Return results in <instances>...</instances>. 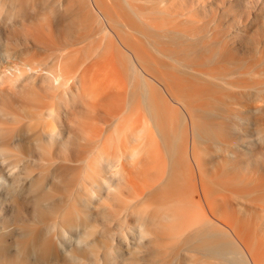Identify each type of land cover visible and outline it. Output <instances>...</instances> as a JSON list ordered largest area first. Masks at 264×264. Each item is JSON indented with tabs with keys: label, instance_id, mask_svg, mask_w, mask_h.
Wrapping results in <instances>:
<instances>
[{
	"label": "bare ground",
	"instance_id": "1",
	"mask_svg": "<svg viewBox=\"0 0 264 264\" xmlns=\"http://www.w3.org/2000/svg\"><path fill=\"white\" fill-rule=\"evenodd\" d=\"M140 1L0 0L6 5L0 33L9 16L15 24L29 17L40 20L43 28L24 31V41L38 39L54 51L49 61L25 58L40 45L15 49L0 40V146L22 155L17 176L32 175L14 194L11 163L0 164V264H69L68 252L96 264L75 243L93 226L89 235L95 226L99 232L90 243L102 249L100 264H149L161 238L169 244L164 250L170 248L177 259L168 264H264V198L257 206L250 197L258 190L236 191L233 186L245 180L225 182L214 161L204 158L210 149L240 150L232 142L219 146L225 130L237 129L227 120L251 121L248 112L238 115L217 97L221 88L237 85L204 68L213 55L205 61L188 58L197 55L199 45L176 38L180 47H170L177 32L170 27L168 0L153 1L147 11ZM56 31L63 41L49 46L58 39L52 37ZM217 55L213 58L228 52ZM253 121L258 142L250 141L246 151L264 154V125L259 118ZM141 127L146 129L145 155L132 164L129 152L138 147L135 133ZM117 162L119 177L111 172ZM113 187L121 194L112 196ZM233 197L249 205L238 206ZM145 205L151 212L140 222L155 238L145 241L138 256L136 215ZM166 214L174 215V222L164 223ZM54 220L57 239L48 235ZM122 226L132 227L127 240L119 236Z\"/></svg>",
	"mask_w": 264,
	"mask_h": 264
},
{
	"label": "rangeland",
	"instance_id": "2",
	"mask_svg": "<svg viewBox=\"0 0 264 264\" xmlns=\"http://www.w3.org/2000/svg\"><path fill=\"white\" fill-rule=\"evenodd\" d=\"M153 1L158 2L159 0H141L140 3L138 2V5L142 10L147 11L155 6ZM168 1L171 10L170 27L177 32L174 34L175 40H172V44L170 45L174 51H177V47H180L178 46L179 43L175 42L177 38V41H180V43L200 46L197 55H191L188 57L189 59L205 61L207 56L217 55L219 51L223 53L224 50H227L228 52L225 58L214 59L213 56L210 57L213 61L203 66L205 69H214L218 74L225 77L227 81L237 85L236 88L232 89L226 87L221 88L217 97L222 103L227 104L232 112L238 115L240 112H248L245 113V115L249 117L251 121L240 122L237 120H227L225 122L227 125H231L232 122L237 125V129H232L230 131L225 130L221 136L222 144H219L220 148L223 149L226 142H232L234 145L239 146L240 150L232 149L231 151H233V154L231 155L228 153L231 151L227 152L221 150L216 153L210 149L204 158L209 160L210 163L214 161L218 173L220 174L218 178L224 179V181L226 178L230 180L233 179V177L245 180L244 183L233 186V189H238L236 191L258 190L250 197L253 201L256 199L254 202L258 204L260 202L258 199L264 198V154L258 152V150H246L250 149V141L258 142L256 132L257 126L253 120L259 118L264 125V0ZM80 17L81 16L75 19L76 23ZM156 17L159 19L160 15ZM29 19L24 24H6L5 28H3V31L0 33V40L7 41L9 48L12 46L15 49L25 44L28 45L27 47H35L36 43V45H40V43L44 44L40 38L41 42L39 44L37 42L38 39L33 41L30 37V41H28V39L26 42L24 41V31H27V29H37V26L39 27L38 30L43 28L42 25L40 26V20L30 19L31 21H29ZM85 20L86 19H83L81 22L84 23ZM87 20L89 19L87 18ZM161 21L162 20L159 19L156 22L161 23ZM85 22L90 26L89 21ZM79 25L83 27V25ZM88 25H86L85 28L88 27ZM82 27L80 28L83 29ZM182 30L191 34L194 38H189L191 36L187 35L189 37H186L179 33V31ZM29 32L32 34L31 32L33 31ZM58 32L60 34L59 30ZM58 32L56 31L52 35L54 39L58 37L56 41L53 42L52 37L46 39L47 44L52 41L49 46L55 44V42L60 43L63 41L59 34L55 37V34ZM34 33L35 32H33V34ZM208 41L216 42L208 43ZM44 46L45 48H43ZM44 46H38L37 49L29 52V54L24 57H35L38 59L47 58L46 60H51L54 51H52L51 46H47V49L46 45ZM50 51L52 53L48 54ZM49 55H52L51 58H48ZM18 57V54L14 55V58H11V62H17ZM259 91V99L255 100L254 95H257ZM255 106H260L261 109L255 112L252 111ZM243 129H246L247 133H245ZM227 179L226 181H229ZM250 181L251 183H249ZM232 199L237 205L246 202V200L242 198L234 199L233 197ZM247 202L245 204L249 205ZM254 202L250 204L254 205ZM263 203L264 202H261L262 205L259 203L257 206L260 205L264 207ZM107 228H109V226H106V229ZM107 242H110L109 239ZM166 243L167 241L164 238L159 240L158 251L156 250V252L159 253L155 254L154 260H150L149 264H155V261H159V264H168L167 261L171 260L177 261L170 248L167 251L164 250L165 246H169V244ZM145 258L152 259L149 256Z\"/></svg>",
	"mask_w": 264,
	"mask_h": 264
},
{
	"label": "clouds",
	"instance_id": "3",
	"mask_svg": "<svg viewBox=\"0 0 264 264\" xmlns=\"http://www.w3.org/2000/svg\"><path fill=\"white\" fill-rule=\"evenodd\" d=\"M5 14H6V5L4 3L0 2V17H3ZM48 15H45V16H48ZM45 16H43V17H45ZM13 18H14L13 16H9L8 24H10V25L12 24ZM71 83L67 84V87L65 89H67ZM16 84H17V82L13 86H16ZM53 135H55V132L53 133ZM135 142L138 144V147H136L134 150L129 152V159H130L132 164L139 161L145 155V151H144V147L146 145V129L145 128L141 127L140 129H138L136 131ZM10 163H11V166H9V169H8L9 175L15 176L13 184L10 187H11L13 193L16 194V193H19L21 191L23 181L31 178L32 175L29 177L27 175V173L30 171H26V172H24L23 176H17L16 174L20 170L21 165L23 164L22 155L15 149L0 146V164L10 165ZM13 166H15L16 170L14 172H10V168ZM111 172H112L113 176L119 177L121 175L120 162L116 163V165L111 169ZM114 172H115V175L113 174ZM0 182H2V181H0ZM111 190H112V196H114V197H116L117 192L120 193V190L116 187L111 188ZM133 203H135V201L129 202L127 204V207L131 206ZM142 207H143L142 213L139 211V209L137 210V213H138L136 215L137 216V223L135 225V229H136L135 235H136L137 247L134 249V252L138 253V256L141 255L144 251V248L142 246L144 245L145 241H152L155 238V232L153 230H151L150 226L145 224V223L140 222V220L142 218H145L149 215V213L151 212V207L146 206V205L142 206ZM240 211H243V209H241ZM123 215H124V212L122 210L121 216L123 217ZM175 218L176 217L174 215L166 214L162 218V220L164 223H172V222H174ZM125 225H127L126 220H125ZM58 227H59V225L54 220L51 224L48 225V235L52 236L54 239H57L55 234L57 232ZM93 227L89 228L85 232V234L83 236H81V238L78 239L75 243H76L77 248H84V249L88 250L90 256L93 258V260L96 261V264H97V262H98V264H100L99 254L102 252V249H100V248L96 247L95 245H93L92 243H90L93 240V238L96 236V234L99 232V228L97 226H95L97 230L95 231L94 234L89 235V233L91 232V229ZM59 231H60L61 235L64 237V239H66V240L70 239L67 231H65L63 228H59ZM129 233H132V227L129 226L127 230H124L123 226H122V229L119 232V236L124 238L125 240H127ZM85 237H87V239H85ZM116 237H117V233L113 232L111 237H110L112 244L114 243ZM93 246H95L96 249H99V251L96 252L95 255L93 254ZM66 256H67L69 264H87V261L85 259L76 255L74 252H68V253H66Z\"/></svg>",
	"mask_w": 264,
	"mask_h": 264
}]
</instances>
